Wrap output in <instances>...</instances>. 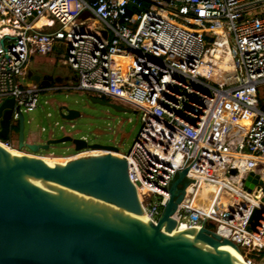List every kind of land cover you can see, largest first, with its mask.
<instances>
[{"label": "built area", "instance_id": "built-area-1", "mask_svg": "<svg viewBox=\"0 0 264 264\" xmlns=\"http://www.w3.org/2000/svg\"><path fill=\"white\" fill-rule=\"evenodd\" d=\"M56 49L70 89L141 113L121 158L149 220L186 171L175 229L204 226L264 264V0H0V101L13 98L14 124L44 90L29 57Z\"/></svg>", "mask_w": 264, "mask_h": 264}, {"label": "water", "instance_id": "water-1", "mask_svg": "<svg viewBox=\"0 0 264 264\" xmlns=\"http://www.w3.org/2000/svg\"><path fill=\"white\" fill-rule=\"evenodd\" d=\"M26 77L41 86L53 81L51 76H41L30 70ZM90 101L104 104L97 98ZM106 105L116 112H130L118 104ZM13 107L12 97L0 101V143L4 145L10 140ZM15 111L18 113V151L37 154L69 144L75 153L98 150L118 152L114 146L90 144L85 138L68 134L48 138L44 142L28 143L24 136L23 114L19 108ZM57 111L65 122L79 117L77 111L65 105H60ZM5 155L0 149V157L5 158ZM185 173H179L172 181L170 198L156 225H152L142 213L135 187L128 179L127 162L121 157L91 155L73 157L68 162L25 158L5 166L1 165L0 159V264H228L185 242L168 241L159 231L162 224L166 225L167 231L175 229L176 222L171 216L183 197ZM20 177L42 179L128 212L151 233L136 229L126 231L86 216L47 198L25 185ZM256 182L257 177L250 174L245 190L250 192ZM259 184L264 187V183ZM195 236L212 248L230 245L236 249L230 241L221 239L204 226Z\"/></svg>", "mask_w": 264, "mask_h": 264}, {"label": "rangeland", "instance_id": "rangeland-1", "mask_svg": "<svg viewBox=\"0 0 264 264\" xmlns=\"http://www.w3.org/2000/svg\"><path fill=\"white\" fill-rule=\"evenodd\" d=\"M35 60L38 64L50 66L52 71H58L64 81L61 87L53 89L55 87L53 84L51 90H43L39 94L37 107L31 112L23 113L26 141L33 143L34 141L29 140L30 137H33L35 140L44 142L48 138H57L68 134L76 138H85L90 144L114 146L118 150L117 156L126 155L140 130L141 113L129 108H126L130 110L128 113L116 112L106 105L110 102L103 101L104 104H94L90 101L94 97L70 89L74 85L72 82L74 71L68 65L63 64L64 50L56 49L52 54L46 56L37 54L30 56L31 68H35ZM109 101L113 103L112 100L109 99ZM115 103L117 104V102ZM60 105L74 109L79 113V117L72 122L62 121L57 111ZM263 105L264 95L259 97V107ZM16 129L13 127L14 133H16ZM21 152L38 158L68 161L73 157L85 156V153L94 151L75 153L69 144H64L37 154L25 150ZM142 202L145 203L144 200ZM210 226V224L207 225L208 228H211ZM239 254L241 255V253Z\"/></svg>", "mask_w": 264, "mask_h": 264}, {"label": "bare ground", "instance_id": "bare-ground-1", "mask_svg": "<svg viewBox=\"0 0 264 264\" xmlns=\"http://www.w3.org/2000/svg\"><path fill=\"white\" fill-rule=\"evenodd\" d=\"M0 149L3 150L4 153L6 154L5 158L0 157L1 165L3 166L14 164L15 162L21 161L25 158L37 159L43 161H58V162H68L71 161L72 159L71 158L68 161L66 160L62 161V160H55L49 158H38L24 154L21 152L22 150L18 151L15 147L12 146L8 147L2 143H0ZM105 154H110L115 157L122 156V155L117 156L116 155L117 153L115 152H107L103 150H98L91 153H85L84 155L91 156V155H105ZM20 179L25 185L37 190L47 198L56 200L86 216L103 221L105 223H108L112 226H115L117 228L126 231L136 229L139 232H143L146 234L151 233L147 231L146 227L138 218H136L135 216L131 215L128 212L90 200L66 188L52 184L42 179H37L35 177H20ZM217 193L218 191L214 194V197L211 199L210 205L213 204ZM140 194L141 193L137 194L138 197L141 196ZM142 213L144 217L153 225V223L149 220V218L145 215V213L144 212ZM159 231L161 235L168 241L185 242L197 250H200L213 257H217L221 260L226 261L228 264H247L245 259L242 257V255H240L239 252L230 245H220L217 248H212L208 246L205 242L198 240L195 235L199 230L196 228L191 229V233H190V229L185 228L183 226L179 229H174L173 231H167L166 225L162 224Z\"/></svg>", "mask_w": 264, "mask_h": 264}, {"label": "crops", "instance_id": "crops-1", "mask_svg": "<svg viewBox=\"0 0 264 264\" xmlns=\"http://www.w3.org/2000/svg\"><path fill=\"white\" fill-rule=\"evenodd\" d=\"M40 23H42V22H40ZM35 64H36L35 68H31L30 64L28 63L27 71L30 70L35 74H39L41 76H51L53 78V81L49 85L41 86L44 88V90L45 89L51 90V88H52L51 86H53V84H55V87H53V89H56L58 87L63 86L62 84H63L64 78L60 75V73L58 71H52L50 69V66L38 64V62L36 60H35ZM29 140L34 141V142L38 141V140H35L33 137H30Z\"/></svg>", "mask_w": 264, "mask_h": 264}, {"label": "flooded vegetation", "instance_id": "flooded-vegetation-1", "mask_svg": "<svg viewBox=\"0 0 264 264\" xmlns=\"http://www.w3.org/2000/svg\"><path fill=\"white\" fill-rule=\"evenodd\" d=\"M102 101H106V102H110V103H112L111 101H109V99H107V98H102ZM113 103L114 104H116L114 101H113ZM13 127H16L17 129H16V133H14V131H13ZM11 130H10V140H9V142H10V144L13 146V147H15V148H17V139H18V123H16V124H14L13 122L11 123V128H10ZM25 151H27V150H25Z\"/></svg>", "mask_w": 264, "mask_h": 264}]
</instances>
